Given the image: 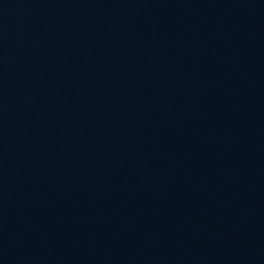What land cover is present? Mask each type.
<instances>
[{"label":"water","instance_id":"water-1","mask_svg":"<svg viewBox=\"0 0 264 264\" xmlns=\"http://www.w3.org/2000/svg\"><path fill=\"white\" fill-rule=\"evenodd\" d=\"M77 264H264V243L199 252Z\"/></svg>","mask_w":264,"mask_h":264}]
</instances>
